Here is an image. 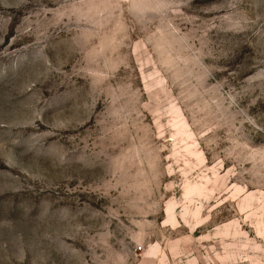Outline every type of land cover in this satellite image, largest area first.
Listing matches in <instances>:
<instances>
[{"label": "rangeland", "instance_id": "obj_1", "mask_svg": "<svg viewBox=\"0 0 264 264\" xmlns=\"http://www.w3.org/2000/svg\"><path fill=\"white\" fill-rule=\"evenodd\" d=\"M0 264H264V0H0Z\"/></svg>", "mask_w": 264, "mask_h": 264}]
</instances>
